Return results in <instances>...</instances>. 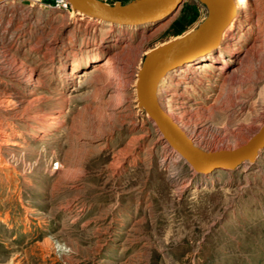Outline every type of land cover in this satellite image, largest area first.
Masks as SVG:
<instances>
[{
    "label": "rangeland",
    "instance_id": "374dc122",
    "mask_svg": "<svg viewBox=\"0 0 264 264\" xmlns=\"http://www.w3.org/2000/svg\"><path fill=\"white\" fill-rule=\"evenodd\" d=\"M252 1L215 67L159 91L189 86L168 105L208 151L246 143L264 119V0ZM176 13L125 26L64 0L0 5V264H264V150L197 173L137 105L146 53L208 9L184 0ZM106 58L118 67L95 75Z\"/></svg>",
    "mask_w": 264,
    "mask_h": 264
},
{
    "label": "water",
    "instance_id": "95a60500",
    "mask_svg": "<svg viewBox=\"0 0 264 264\" xmlns=\"http://www.w3.org/2000/svg\"><path fill=\"white\" fill-rule=\"evenodd\" d=\"M3 1L7 0H0ZM67 1L74 11L88 17L112 24L140 26L170 16L184 0H130L113 4L103 0ZM199 1L208 9L206 18L194 30L148 51L138 70L135 87L138 107L146 112L164 140L201 174L215 168L233 170L246 162L255 163L264 150V119L246 143L236 148L208 151L197 146L161 106L159 85L163 77L170 70L215 51L237 15L236 0Z\"/></svg>",
    "mask_w": 264,
    "mask_h": 264
},
{
    "label": "bare ground",
    "instance_id": "6f19581e",
    "mask_svg": "<svg viewBox=\"0 0 264 264\" xmlns=\"http://www.w3.org/2000/svg\"><path fill=\"white\" fill-rule=\"evenodd\" d=\"M7 1H14V0H7ZM7 1H3V2H0V5L1 4H3V3H5V2H7ZM33 1H39V0H33ZM63 1V0H62ZM64 1H67V0H64ZM68 2V1H67ZM252 0H237V3H238V11H237V15L235 16V18L233 19V21H232V23L228 26V28L226 29V31H225V33H224V35H223V38H222V41H221V43H220V45L215 49V51H213V52H210L208 55H206V56H202V57H200V58H197V59H195V60H193V61H190V62H187V63H185V64H183V65H180V66H178V67H176V68H174V69H172V70H170L164 77H163V79H162V81L160 82V85H159V91H160V89H161V87H162V85H164L166 82H167V80L170 78V76H172V75H180V74H183V76H184V74L185 73H188V72H193V70H198V71H200V72H204V71H206V70H209L210 68H212V67H215V64L213 63V62H215V61H220V60H218V55H220V53L223 51V48H224V44L226 43V39L227 38H234V36H235V33H236V31L234 30L235 28V23H236V21H237V18H238V15H239V12H240V8H247V7H250L251 5H252ZM178 13V12H177ZM177 13L176 14H171V15H174V16H176L177 15ZM171 15L170 16H168V17H171ZM173 16V17H174ZM168 17H166V18H163V19H161V20H158V21H156V22H151V23H145V24H143V26H146V25H150V24H152V23H160L161 24V22L163 23V21H165ZM250 17L251 18H254L255 17V13L253 12L251 15H250ZM99 20V19H98ZM110 23V22H109ZM118 25V24H117ZM162 25V24H161ZM125 26H131V25H125ZM140 26H142V25H140ZM256 40V39H255ZM226 45V44H225ZM224 52V51H223ZM218 54V55H217ZM221 57V56H220ZM232 59V56H231V58L229 57V58H223L222 60H221V62L223 61V64L224 65H227L229 62H230V60ZM220 64V63H219ZM118 67V65L116 64V62H113L110 58H106V59H104L102 62H100L99 64H97V65H95L94 66V70H93V72L95 73V75H99V74H101V73H107L106 72V70L108 69V68H111V70H114V69H116ZM76 73L73 71V72H71L70 74H69V77H73V78H75L76 77V75H75ZM68 77V76H67ZM185 77V76H184ZM181 88H184V89H188L189 88V86L185 83V84H181L180 82H177L176 83V86H175V89L173 90L172 89V91H170V94H169V96H164V97H162V96H160L159 95V101H160V104H161V106L167 111V113L172 117V118H174V113H173V108H171L169 105H168V103L169 102H171L172 101V98L173 97H176V96H179V90L181 89ZM34 93L33 92H30L29 93V95H33ZM180 102V101H179ZM109 101H105L104 103H103V107H109ZM179 109H181V107H178L177 109L175 108V110H179ZM57 119V118H56ZM53 122H55V119H52L51 121H50V123H53ZM57 122V121H56ZM49 123V124H50ZM169 144V143H168ZM169 147V146H168ZM171 147V146H170ZM167 148V147H166ZM172 148V147H171ZM169 149V148H168ZM170 150V149H169ZM175 151V150H174ZM262 151V150H261ZM260 151V152H261ZM176 153H177V155L179 156V157H181V155L177 152V151H175ZM182 158V157H181ZM175 159V158H174ZM245 165L246 164H248L247 162L246 163H244ZM218 170H225V169H223V168H215V169H213L212 171H209V172H206V173H204V174H208V173H211V172H215V171H218ZM233 170H235V169H233ZM227 171H231V170H227Z\"/></svg>",
    "mask_w": 264,
    "mask_h": 264
},
{
    "label": "built area",
    "instance_id": "2783aa9c",
    "mask_svg": "<svg viewBox=\"0 0 264 264\" xmlns=\"http://www.w3.org/2000/svg\"><path fill=\"white\" fill-rule=\"evenodd\" d=\"M56 165H59V164H58V162H57V164H56Z\"/></svg>",
    "mask_w": 264,
    "mask_h": 264
}]
</instances>
